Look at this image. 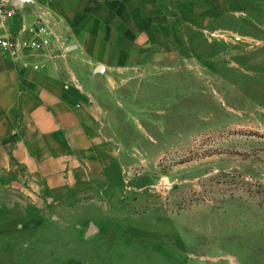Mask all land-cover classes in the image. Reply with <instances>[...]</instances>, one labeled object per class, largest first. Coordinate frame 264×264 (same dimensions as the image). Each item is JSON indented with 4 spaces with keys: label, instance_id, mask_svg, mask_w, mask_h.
I'll use <instances>...</instances> for the list:
<instances>
[{
    "label": "rangeland",
    "instance_id": "rangeland-1",
    "mask_svg": "<svg viewBox=\"0 0 264 264\" xmlns=\"http://www.w3.org/2000/svg\"><path fill=\"white\" fill-rule=\"evenodd\" d=\"M218 6L92 86L99 176L0 191V264H264V0Z\"/></svg>",
    "mask_w": 264,
    "mask_h": 264
},
{
    "label": "crops",
    "instance_id": "crops-1",
    "mask_svg": "<svg viewBox=\"0 0 264 264\" xmlns=\"http://www.w3.org/2000/svg\"><path fill=\"white\" fill-rule=\"evenodd\" d=\"M225 2L14 0L21 11L11 29L42 17L54 47L37 70L27 59L0 57V191L66 195L99 176L103 140L89 102L92 86L113 82L135 63L161 61L167 40L181 43L179 25L211 23Z\"/></svg>",
    "mask_w": 264,
    "mask_h": 264
},
{
    "label": "built area",
    "instance_id": "built-area-1",
    "mask_svg": "<svg viewBox=\"0 0 264 264\" xmlns=\"http://www.w3.org/2000/svg\"><path fill=\"white\" fill-rule=\"evenodd\" d=\"M46 1L31 0V3L35 5ZM20 11L12 0H0V57L27 59L31 61V67L37 70L39 57L51 53L54 47L53 31L42 17L25 25L19 24L16 30H12L10 21Z\"/></svg>",
    "mask_w": 264,
    "mask_h": 264
},
{
    "label": "water",
    "instance_id": "water-1",
    "mask_svg": "<svg viewBox=\"0 0 264 264\" xmlns=\"http://www.w3.org/2000/svg\"><path fill=\"white\" fill-rule=\"evenodd\" d=\"M12 2H14V0H12ZM17 8H18V9H21V7H20V6H17Z\"/></svg>",
    "mask_w": 264,
    "mask_h": 264
}]
</instances>
